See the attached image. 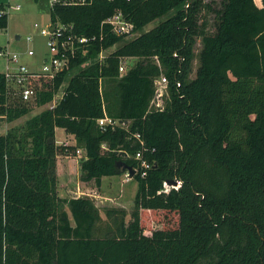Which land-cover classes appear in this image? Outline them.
I'll use <instances>...</instances> for the list:
<instances>
[{"label": "trees", "instance_id": "trees-1", "mask_svg": "<svg viewBox=\"0 0 264 264\" xmlns=\"http://www.w3.org/2000/svg\"><path fill=\"white\" fill-rule=\"evenodd\" d=\"M258 1L222 0L216 8L204 0H94L51 11L54 22L97 39L38 92L35 105L42 107L64 89L57 107L0 136V264H264V0ZM3 9L0 30L9 22ZM118 11L140 33L136 38L118 37L109 26L102 31ZM123 58L137 63L121 77ZM162 74L169 97L163 111H154V81ZM30 112L0 73V124ZM105 113L127 127H100ZM56 129L73 135L76 146L57 145ZM80 148L81 181L95 189L103 178L126 174L125 167L138 169L134 157L142 152L150 167L133 178L138 190L129 215L105 208L102 226L93 198L59 196L57 158ZM162 215H174L177 225L154 229Z\"/></svg>", "mask_w": 264, "mask_h": 264}, {"label": "rangeland", "instance_id": "rangeland-1", "mask_svg": "<svg viewBox=\"0 0 264 264\" xmlns=\"http://www.w3.org/2000/svg\"><path fill=\"white\" fill-rule=\"evenodd\" d=\"M221 1L222 0H204L205 3H211V4L213 3V6L216 8L220 7ZM8 4H11V6L19 4L21 5L22 9L20 11H15L7 7V12L9 17L8 28L6 30H0L1 31L0 39H6V40L8 39V42L6 43V48L12 54H17L19 56L20 63L26 65L29 70L32 71L38 70L39 66H41L45 58L49 56L48 48L46 45L47 43L46 38L40 34L41 29L46 24L49 23V18H50L49 2L48 0H38V1L0 0V5H4L6 7L8 6ZM165 19L166 17L160 20H156L155 22L151 23L146 28H144L143 32L150 31L151 29L158 26ZM209 19L211 22L209 32L212 33L214 31L215 14L212 13L209 16ZM139 34L135 35L134 38H136ZM29 38H31V40L28 41ZM134 38H129L126 40H131ZM117 48L118 46H114L113 48L107 50L104 53V59L106 57L108 58L112 53H114L117 50ZM200 49H201V42L200 40H198L194 48L195 60L193 61V65H192V73L190 75L191 80L194 79L196 75V71L198 68V53ZM30 50L34 52L33 57H30L28 55V52ZM5 62L6 60L4 58H0V64L1 63L5 64ZM136 63H137L136 59L127 60L126 67L132 68L136 65ZM6 69H7V65H6ZM71 75L73 76L74 73ZM47 80L48 79H44L42 80L41 83L37 82L38 89L40 90L46 89V87H48L51 84V81H47ZM66 85L67 84H65L64 87ZM62 92H64V89H62L61 92L57 93L56 101H58L60 97L63 96ZM53 104L54 102L42 107L36 106L35 102H30L25 104L31 108V112L27 116L13 123H5V122L1 123L0 136L5 135L9 130L13 128L24 126L29 119L40 114L44 110H48L50 107L53 106ZM58 141L59 144L67 146V148L73 147V145L71 144H76L74 139L68 137L67 133L64 134L62 130L58 132V138L56 139L57 144ZM65 157H62L61 159H57V164L59 160L60 162L65 163L67 161L71 162L72 159H74V156L72 155L71 156L68 155ZM80 178L81 175L80 177H78L76 171L74 172V175L72 176L71 179L64 177V175L58 176V189L59 188L61 189L60 192L58 191L59 196L63 199H73L72 197H78V196L80 197V191L77 190L78 185H80V182H82ZM125 179H126L125 174L105 178L104 181L102 182L101 187L96 190L98 195L96 194L97 198L94 199V201L97 207H99V209L101 210L102 215L104 217V222L102 226H105L106 223V217L104 214L105 208L124 209L128 213V215L133 209L134 199L138 190V182L132 179L129 183H127L125 182ZM94 187H96L95 184L89 186L85 185L82 187V189L94 188ZM81 197H85V196H81ZM159 218L160 219L158 222L155 221L153 223L154 229H161L164 227L169 228L177 225L176 217L174 215H162L159 216ZM128 220H129V216L127 217V221ZM71 223L72 225H74L73 221ZM146 234L150 235V233H146Z\"/></svg>", "mask_w": 264, "mask_h": 264}, {"label": "built area", "instance_id": "built-area-1", "mask_svg": "<svg viewBox=\"0 0 264 264\" xmlns=\"http://www.w3.org/2000/svg\"><path fill=\"white\" fill-rule=\"evenodd\" d=\"M106 1L114 2L115 0ZM48 2L50 7L49 23L41 29L40 34L46 38V45L48 48L49 56L45 58L41 66H39L38 70H29L26 65L19 62V56L17 54H12L9 50H7V48H0V58H4L7 62V69L3 73L5 75L7 86L14 91L20 101L24 104L35 102L38 92L42 90L38 89L37 82L41 83L44 79H48L47 81L52 82V80H54L58 74L69 70L73 61L77 60L82 55H87L90 45L97 39L96 36H80L76 32L75 26L73 24H65L61 21L54 22L51 19V11H53L57 7H85L89 5L91 6L94 0H48ZM7 7L15 11H20L22 9L21 5L19 4L14 6L8 4L5 9L1 10V14H8ZM106 26H109L111 33L118 37H124L125 39H129L135 37L136 35V29L134 24L128 21L121 11L116 12L113 16L107 18L105 21L102 22V31L105 29ZM102 38L103 37H101V39ZM29 40H31V38H29L28 41ZM105 52L106 51H102L99 54L97 58L99 63H103L107 58L106 57L104 59ZM28 55L30 57H33L34 52L30 50L28 52ZM127 60L130 59L123 58L120 63L119 73L121 77L125 75V73L129 70V68L126 67ZM86 64H84V66ZM168 84L169 81L167 77L163 74L159 78L155 79V96L151 102V107L154 109V111H163L165 109V105L169 97ZM62 94L64 96V92H62ZM56 96L53 100V106L49 109H54L55 107H57L63 98V96H61L60 99L56 101ZM98 124L102 128L111 126L113 129L116 126L121 125L127 127L128 125L121 121H115L111 119L107 116L106 113L104 118L98 120ZM135 138L140 141V144L142 146H144V142L142 141L140 135H135ZM102 148L106 150V144H103ZM76 156L80 160L86 157V155H84L82 153V150L80 149L77 150ZM134 159L140 163L138 169H135L136 174L140 171L141 176L145 177L147 174L146 170L150 167L148 161L144 160L142 152L137 153ZM125 176V182L129 183L132 180L129 173L127 172ZM180 186L181 182L179 181L174 185L175 189H179ZM87 196L93 199L97 198V195L92 193L87 194Z\"/></svg>", "mask_w": 264, "mask_h": 264}, {"label": "crops", "instance_id": "crops-1", "mask_svg": "<svg viewBox=\"0 0 264 264\" xmlns=\"http://www.w3.org/2000/svg\"><path fill=\"white\" fill-rule=\"evenodd\" d=\"M256 2H257V0H256ZM259 3H260V0H259L258 4ZM7 42H8V39L7 40L6 39H0V48H6V43ZM6 65H7L6 62H5V64H2V63L0 64V73H4L5 72ZM60 130H62V132L64 134L66 133L65 130H63V129H56V139L58 138V132ZM67 136L70 137V138H73L74 141L76 142L75 137L73 135L67 134ZM57 145H60L61 146V144H59V141H58V144ZM71 145H73V147L76 146V144H71ZM80 150H82V153L84 155H86V152L83 149L80 148ZM65 156H68V155H65V154L60 155V156H58L57 159H61L62 157H65ZM72 156H74V155H72ZM65 158H67V157H65ZM79 163H80V160H79V158L77 156H74V159H72L71 162L67 161L65 163H62L59 160L58 161V164H57V168H58L57 169V173H58V176L64 175V177H66L68 179H71L72 176L74 175V172L76 171V173L78 174V177H80L81 172H80ZM106 178H108V177H106ZM104 179L105 178H103L102 182L104 181ZM83 186H85V183L80 182V185H78V187H77V190L80 191V197L81 196L88 197L87 194H90V193H94V194H97L98 195V193L96 191L97 189H95V188L82 189ZM58 191L60 192L61 189L59 188ZM59 192H58V194H59ZM80 197L78 196V197H72V198H80Z\"/></svg>", "mask_w": 264, "mask_h": 264}, {"label": "water", "instance_id": "water-1", "mask_svg": "<svg viewBox=\"0 0 264 264\" xmlns=\"http://www.w3.org/2000/svg\"><path fill=\"white\" fill-rule=\"evenodd\" d=\"M18 39H19V38H18ZM124 169H125V171H127V172L129 173L131 179H133L134 176L136 175L135 170H133L131 167H125Z\"/></svg>", "mask_w": 264, "mask_h": 264}]
</instances>
